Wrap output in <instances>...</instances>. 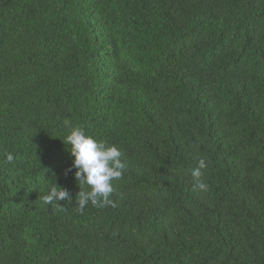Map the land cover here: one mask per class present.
I'll return each mask as SVG.
<instances>
[{"label": "trees", "instance_id": "1", "mask_svg": "<svg viewBox=\"0 0 264 264\" xmlns=\"http://www.w3.org/2000/svg\"><path fill=\"white\" fill-rule=\"evenodd\" d=\"M70 126L116 207L78 211ZM0 264H264V0H0Z\"/></svg>", "mask_w": 264, "mask_h": 264}, {"label": "clouds", "instance_id": "2", "mask_svg": "<svg viewBox=\"0 0 264 264\" xmlns=\"http://www.w3.org/2000/svg\"><path fill=\"white\" fill-rule=\"evenodd\" d=\"M70 145V152L74 157L71 166L65 174L73 169L74 177L79 183L80 191L76 195L75 204L80 213L90 203L92 206L105 208L116 207L117 204L110 197L114 191L113 182L123 178L126 165L121 160V152L116 146H108L104 141H98L86 134L79 126H70L68 134L62 141ZM6 162H12V154H6ZM207 163L204 158L199 159L196 167L191 169L194 187L207 192L209 185L202 179ZM75 197V198H76ZM72 200L69 192L54 183L42 202L53 207H62L60 201Z\"/></svg>", "mask_w": 264, "mask_h": 264}]
</instances>
